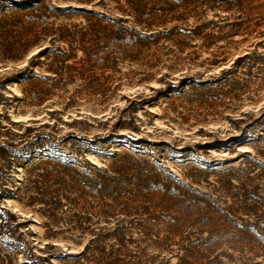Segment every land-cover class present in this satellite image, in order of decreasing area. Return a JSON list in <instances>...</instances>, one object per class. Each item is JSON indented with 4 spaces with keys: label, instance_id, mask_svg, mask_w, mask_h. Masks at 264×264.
I'll list each match as a JSON object with an SVG mask.
<instances>
[{
    "label": "rangeland",
    "instance_id": "1",
    "mask_svg": "<svg viewBox=\"0 0 264 264\" xmlns=\"http://www.w3.org/2000/svg\"><path fill=\"white\" fill-rule=\"evenodd\" d=\"M0 264H264V0H0Z\"/></svg>",
    "mask_w": 264,
    "mask_h": 264
}]
</instances>
